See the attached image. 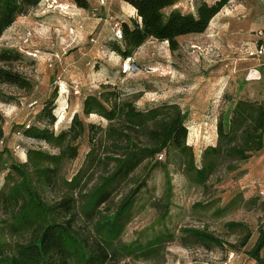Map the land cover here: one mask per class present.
<instances>
[{"label":"rangeland","instance_id":"374dc122","mask_svg":"<svg viewBox=\"0 0 264 264\" xmlns=\"http://www.w3.org/2000/svg\"><path fill=\"white\" fill-rule=\"evenodd\" d=\"M244 1V8H249V0ZM86 3L88 8L83 12L73 0H41L26 16L17 18L0 38V51L21 52L22 59L11 67L32 84L30 91L0 84V139L4 141L0 148V187L6 173L2 168L12 162L23 163L26 150L56 153L46 144L21 135V126L35 123L53 90L57 91L53 111L56 122L52 127L55 133L67 129L75 114L86 126L105 128V120L96 115L85 118L81 112L84 97L102 91L104 86L110 85L123 96L141 92L135 102L139 110L163 103L177 104L188 113L186 145L192 147L196 163L206 147L216 144V122L221 113L239 99L260 102L263 97L264 57L256 59L248 53L264 44V36L252 30L247 13L222 23L219 20L224 17H220L203 34L178 39L176 52L171 53L165 42L149 40L132 58L122 60L109 49L113 24H130L135 13L124 0H107L104 6L98 5L97 0ZM180 4L183 12L191 11L188 0ZM242 16L248 20L240 19ZM25 51H36L37 57H28ZM251 69L260 73V81L246 80ZM107 144L99 150L100 154L109 152ZM88 150L84 135L77 158L63 168L66 178L81 168ZM108 170L103 164L92 168L90 185L106 176ZM147 171L148 167H139L106 207H114L128 187L143 179ZM239 171L243 173L224 175L220 171L204 188L191 182L176 158L152 171L137 197L119 246L136 240L146 243L165 228L174 234V242L165 245L162 257L149 261L121 258L119 264H254L245 252L253 247L258 228L264 223V149L242 164ZM167 199L168 215L158 223ZM231 200L234 202L221 215L218 210ZM229 222L242 223L251 232L247 245L238 252L231 251L229 244H238L241 233L226 228ZM183 228L206 230L226 245L223 250H206L185 238L180 233Z\"/></svg>","mask_w":264,"mask_h":264},{"label":"trees","instance_id":"16d2710c","mask_svg":"<svg viewBox=\"0 0 264 264\" xmlns=\"http://www.w3.org/2000/svg\"><path fill=\"white\" fill-rule=\"evenodd\" d=\"M40 1L0 0V38L17 18L26 16ZM180 1L124 0L135 10L136 18L130 24L118 21L121 38L112 36L110 51L128 60L137 49L153 40L165 42L171 53L176 52L178 39L203 34L231 0H193L189 12L176 8ZM73 3L79 9L88 8L86 0ZM20 53L11 49L0 51V84L30 91L31 82L11 67L22 59ZM26 53L36 51H25L27 56ZM140 97L141 92L123 96L110 85L104 86L102 91L84 97L81 112L85 118L96 115L105 120V128L86 126L75 114L67 129L55 133L52 127L56 122L53 111L57 91L53 90L35 123L21 126L23 137L42 142L56 153L31 148L24 153L23 163L12 162L2 168L6 173L0 187V264H119L121 258L149 261L162 257L165 245L175 239L167 228L146 243L136 240L119 246L150 173L176 158L191 182L204 188L220 171L224 175L243 173L240 166L263 149L264 90L260 102L239 99L218 116L216 144L202 151L198 163L192 147L186 145L188 113L174 103L139 110L135 102ZM84 135L89 150L83 165L66 178L63 168L77 158L79 141ZM107 143L109 152L100 154L99 150L108 147ZM100 164L109 170L90 185L89 172ZM142 165L148 167L146 176L129 186L114 207H106ZM233 202L218 210L219 213H225ZM164 207L158 223L168 215V199ZM226 228L241 233L238 244H229L231 251L238 252L247 245L251 232L244 224L229 222ZM180 233L206 250H223L226 245L206 230L183 228ZM263 251L264 223L245 255L254 264H264Z\"/></svg>","mask_w":264,"mask_h":264},{"label":"crops","instance_id":"0c3cea01","mask_svg":"<svg viewBox=\"0 0 264 264\" xmlns=\"http://www.w3.org/2000/svg\"><path fill=\"white\" fill-rule=\"evenodd\" d=\"M113 1V0H111ZM116 1V0H115ZM185 2L186 0H181V2ZM178 3L176 5V8H179L181 6V4ZM247 4L245 3L244 0H231L227 6H225L209 23V25L215 21L216 19H221L220 17H224L223 21L219 20V23L230 21V20H235L237 19V17H234V15H239V14H243V13H247L249 16V20H250V24L252 27V30H254V32H260L262 33V36H264V0H249V8H244V5ZM126 5L128 6L129 9H131L133 12L135 13V10L129 6L127 3ZM78 10H82V9H78ZM83 12L85 10H82ZM226 15V16H225ZM233 16V18H230V16ZM246 17H241L240 19L246 21L248 20ZM218 22V20H217ZM255 22L254 26L253 23ZM209 27V26H208ZM247 31L249 30L248 28H245ZM242 30V31H241ZM240 32H244L243 29H239ZM262 41V40H260ZM263 149H264V144H263ZM262 149V150H263Z\"/></svg>","mask_w":264,"mask_h":264},{"label":"built area","instance_id":"2783aa9c","mask_svg":"<svg viewBox=\"0 0 264 264\" xmlns=\"http://www.w3.org/2000/svg\"><path fill=\"white\" fill-rule=\"evenodd\" d=\"M192 1L193 0H188L189 6H192ZM97 3L100 6H104L107 3V0H97ZM47 8H51V6L48 5ZM58 8L63 9V10L66 9V7L63 5H58ZM112 32H113V36L115 38H117V39L121 38L120 23L119 22L114 23L113 28H112ZM26 54L29 57H33V58L37 57L36 53H26ZM248 56L256 58V59L264 57V44L258 45L253 51H250L248 53ZM261 79H262V77L256 69L249 70V73H248L247 78H246L247 81H260ZM2 146H3V141L0 140V148H2ZM158 159L160 160L161 156H159Z\"/></svg>","mask_w":264,"mask_h":264}]
</instances>
